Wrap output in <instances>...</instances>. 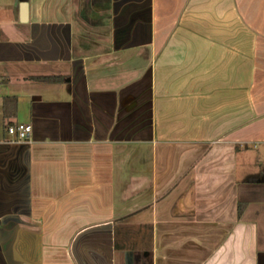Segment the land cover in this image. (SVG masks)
Returning <instances> with one entry per match:
<instances>
[{
	"label": "crops",
	"instance_id": "0c3cea01",
	"mask_svg": "<svg viewBox=\"0 0 264 264\" xmlns=\"http://www.w3.org/2000/svg\"><path fill=\"white\" fill-rule=\"evenodd\" d=\"M0 78V264H264V0H0Z\"/></svg>",
	"mask_w": 264,
	"mask_h": 264
},
{
	"label": "built area",
	"instance_id": "2783aa9c",
	"mask_svg": "<svg viewBox=\"0 0 264 264\" xmlns=\"http://www.w3.org/2000/svg\"><path fill=\"white\" fill-rule=\"evenodd\" d=\"M1 84H2V79L0 78V88H1ZM5 131L9 137L15 139L16 141L24 142L30 139L32 134V127L30 125H25V124H16L7 127ZM253 148L256 149L257 145H253Z\"/></svg>",
	"mask_w": 264,
	"mask_h": 264
},
{
	"label": "rangeland",
	"instance_id": "374dc122",
	"mask_svg": "<svg viewBox=\"0 0 264 264\" xmlns=\"http://www.w3.org/2000/svg\"><path fill=\"white\" fill-rule=\"evenodd\" d=\"M260 162H261V164H264V157H263V155L261 156Z\"/></svg>",
	"mask_w": 264,
	"mask_h": 264
},
{
	"label": "trees",
	"instance_id": "16d2710c",
	"mask_svg": "<svg viewBox=\"0 0 264 264\" xmlns=\"http://www.w3.org/2000/svg\"><path fill=\"white\" fill-rule=\"evenodd\" d=\"M9 125H6V127H8Z\"/></svg>",
	"mask_w": 264,
	"mask_h": 264
}]
</instances>
